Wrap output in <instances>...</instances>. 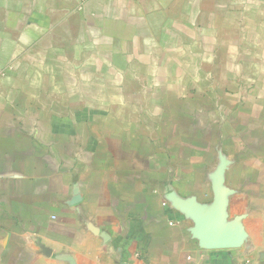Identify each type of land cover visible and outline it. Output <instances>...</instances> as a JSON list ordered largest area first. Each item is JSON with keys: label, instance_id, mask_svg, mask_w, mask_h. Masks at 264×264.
<instances>
[{"label": "crops", "instance_id": "1", "mask_svg": "<svg viewBox=\"0 0 264 264\" xmlns=\"http://www.w3.org/2000/svg\"><path fill=\"white\" fill-rule=\"evenodd\" d=\"M0 264H264V0H0Z\"/></svg>", "mask_w": 264, "mask_h": 264}]
</instances>
